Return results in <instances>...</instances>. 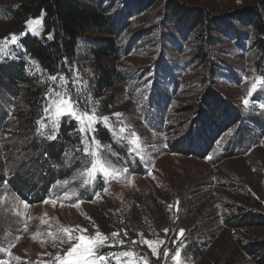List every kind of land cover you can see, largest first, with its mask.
Instances as JSON below:
<instances>
[{
  "label": "rangeland",
  "instance_id": "rangeland-1",
  "mask_svg": "<svg viewBox=\"0 0 264 264\" xmlns=\"http://www.w3.org/2000/svg\"><path fill=\"white\" fill-rule=\"evenodd\" d=\"M28 1L0 0V66L23 62L25 76L40 86V108L33 119L35 134L44 139L60 133V125L69 117L60 119L58 133L49 120L43 121V129L37 124L44 116V96L55 85L25 53L20 40L25 33L43 36L42 26L33 25L38 34L29 30L27 22L24 31H11L14 11ZM176 1L220 17L245 8L263 9L262 0ZM118 2L105 0L103 5L113 6L110 13H115L122 7ZM165 3L158 0L131 14L119 33L120 63L115 68L123 83L105 93L115 97L112 105L105 95L93 94L86 39L78 42L74 65L60 74L68 83L65 86L58 78L59 90L79 100L81 109L94 108L99 117H110L112 130L97 123L94 135L99 143H92L90 135L76 130L77 121L72 119L74 128L61 163L50 159L55 170L66 168V177L49 182L44 198L29 199L16 183L8 182L13 166L24 161L34 172L35 164L29 151L18 150L19 128L27 118L22 109L26 110V95H15L6 86L0 89V264H65L71 259L68 249L79 242L76 237L97 233L107 240L96 255L108 256L98 264H226L227 256L232 257L230 264H256L243 249L264 241V232L226 224L249 213L264 215V77L259 80L264 62L253 46L256 33L251 26L238 24L239 44L223 37L212 50L216 72L211 74L194 59L198 29L182 36L180 29L164 21ZM162 61L170 65L171 73L160 79L156 64ZM207 88L216 89L226 106L241 112L238 125L218 132L205 156L176 152L174 146L182 147L187 131L194 127ZM114 113L122 115L118 119ZM99 125L109 132L108 142L99 140ZM229 148L235 155L223 157ZM101 159L107 177L99 174ZM23 175L35 181L34 175ZM146 240L153 242L152 247ZM177 250L180 255L173 260ZM123 251L134 255L120 256Z\"/></svg>",
  "mask_w": 264,
  "mask_h": 264
},
{
  "label": "trees",
  "instance_id": "trees-1",
  "mask_svg": "<svg viewBox=\"0 0 264 264\" xmlns=\"http://www.w3.org/2000/svg\"><path fill=\"white\" fill-rule=\"evenodd\" d=\"M118 1L122 6L120 11L110 13V8L113 6L103 5L105 0H29L27 3H21L14 11L13 20L10 23L11 31H24L25 22L39 18L42 13H46L42 23L43 36H30L25 33L20 39L25 53L38 62L46 77L68 73L77 57L78 42L81 39H86L84 45L88 55L87 61L93 71L91 89L96 96L105 95L107 99L104 100H107L106 103L110 105L113 104L112 100L115 97L111 96V93L108 95L105 93L116 85L121 87L123 83L122 74L115 68L120 63L119 33L126 26L131 14L151 7L158 0ZM261 6L263 9L260 11L245 8L220 17L210 15L201 6L184 5L176 0H166L161 14L166 23L180 29L182 36H187L194 29H198L195 33V39L198 42L194 55L195 62L202 64L211 74H214L216 69L212 68V50L215 45L221 43L223 37H232L236 40L234 43L239 44L242 40L240 38L242 33L238 24L253 28L256 33L253 46L258 50V60L264 62V0H262ZM215 31L218 36L213 35ZM49 34L52 36L51 39L48 38ZM156 68H158L157 77L160 79L171 73V67L167 62L162 61L160 65L156 64ZM24 69L23 62L19 61L1 65L0 89L6 86L15 95H19L21 92L26 95L24 102L26 110L22 109L27 118L19 128L22 143L18 150L31 153L32 163L35 164L33 167L35 173L28 169L24 161H21L17 166L11 168L12 175L8 182L11 185L16 183L14 186L23 193V196L26 195L29 198L34 195V197L44 198L51 184L49 182L55 181L56 178L66 177V168L58 171L51 165L61 163V156L70 140L69 132L74 128V121L65 118L60 125V133L54 140L48 137L42 139L40 135L35 134L37 129L34 128L33 118L40 108L38 99L40 86L33 79L25 76ZM263 77L264 71L259 80L263 81ZM200 104L201 110L199 109L194 127L187 131L188 136L184 139L182 145L184 149L181 146L177 148L175 145L176 152L205 156L216 141L218 132L221 134L238 125L241 112L226 106L225 99L216 89L207 88L201 97ZM97 127L99 140L108 142L109 132L101 125ZM262 129L264 131V126ZM179 139L175 138L173 143L177 144ZM40 145L43 146V149H40ZM7 148L10 149L11 146H5V150ZM233 155L235 154L231 148L222 154L225 158ZM23 174H29L31 177L34 175L35 178L33 176L32 179L35 181L26 180ZM23 183H28L27 190H24ZM18 185L22 190L17 187ZM226 224L231 228L248 226L264 232V215L249 213L238 218L236 223L232 224L231 221H228ZM104 228L106 227L104 226ZM243 250L254 258L256 264H264V241L253 242ZM228 258L230 260L226 264L232 262V257L227 256Z\"/></svg>",
  "mask_w": 264,
  "mask_h": 264
},
{
  "label": "snow or ice",
  "instance_id": "snow-or-ice-1",
  "mask_svg": "<svg viewBox=\"0 0 264 264\" xmlns=\"http://www.w3.org/2000/svg\"><path fill=\"white\" fill-rule=\"evenodd\" d=\"M46 15V13H42L41 17L35 19V20H29L27 21V24L29 26V30L33 31L35 34H38L36 32V28L33 27V25L42 26L43 23V16ZM49 39L52 38L51 34H49ZM12 42H16L15 36L12 37ZM30 62L33 65H36V61L31 60L29 57ZM3 62V61H0ZM38 67V65H37ZM59 78V81H62L63 84L66 86L68 81L63 75H51L49 79L53 82L55 87L50 86L49 92H47L44 96V99L47 101V104L43 107L44 116L42 119L37 120V124L40 125V128L43 129L46 125L43 122L44 120H49L52 122V125L55 129V131L58 133L59 130V122L60 119L64 116H67L71 119H75L77 121V131H79L82 136L83 134L87 133L92 137V143H99L95 139V131H96V124L101 123L105 127H109V130L111 131L110 127V117H99L96 114V110L93 108L91 110H88L87 108L81 109L80 108V101L74 99L70 93H68L66 90L62 93L59 88L60 85L57 83V80ZM77 83L76 80L73 81V84ZM55 93V99L52 98V93ZM248 102L245 101V104ZM115 117L119 119V117L122 115L120 113H114ZM123 131V129H121ZM49 139H56V134H53L48 137ZM82 143H86V140L82 138ZM88 149L85 148V155H88ZM93 155H97L96 153H93ZM95 160L93 161L92 166L95 167ZM102 176L107 177L108 173L106 170V163L103 159H101V171L99 173ZM93 180H95V176H93ZM48 201H46L47 203ZM74 231L73 229H65L66 233H71ZM167 231V230H165ZM183 235V233H180ZM114 236L117 234H113ZM76 239L79 241L76 245L70 247L68 249V255L71 257L70 260L65 261V264H98L99 262H105L108 259V256L106 255H96V249L99 247L105 246L104 241L107 240V237H104L102 234L97 233L96 236H88L85 237L83 235L76 237ZM149 245V247H152L151 241H145ZM160 243H164L161 241ZM111 246V245H108ZM152 251L154 255L159 256L157 249L152 248ZM112 256H115V253L110 254ZM134 253L132 251H123L120 253V256L123 257H130L133 256ZM165 257H167L168 252L165 250L164 252ZM180 252L177 250L176 254L172 256L173 260H177L179 257Z\"/></svg>",
  "mask_w": 264,
  "mask_h": 264
}]
</instances>
